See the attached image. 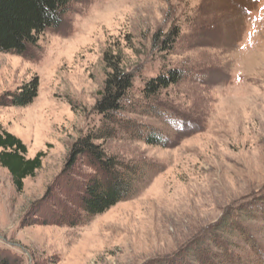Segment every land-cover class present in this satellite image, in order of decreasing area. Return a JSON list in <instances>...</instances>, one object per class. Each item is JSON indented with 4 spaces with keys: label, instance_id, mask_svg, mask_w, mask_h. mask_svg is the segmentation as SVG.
<instances>
[{
    "label": "rangeland",
    "instance_id": "1",
    "mask_svg": "<svg viewBox=\"0 0 264 264\" xmlns=\"http://www.w3.org/2000/svg\"><path fill=\"white\" fill-rule=\"evenodd\" d=\"M118 61L133 78L131 100L164 109L184 128L123 113L169 141L148 145L117 127L94 142L143 173L129 200L87 217L78 194L95 171L82 156L68 163L74 146L101 129L96 106L107 65ZM168 70L187 76L144 100V85ZM31 80L29 105L0 106V132L19 139L27 159L43 154L20 193L0 167V250L11 264H216L230 254L257 264L256 252L264 254V0H74L61 25L23 55L0 53V97Z\"/></svg>",
    "mask_w": 264,
    "mask_h": 264
},
{
    "label": "trees",
    "instance_id": "2",
    "mask_svg": "<svg viewBox=\"0 0 264 264\" xmlns=\"http://www.w3.org/2000/svg\"><path fill=\"white\" fill-rule=\"evenodd\" d=\"M74 0H0V53L23 55L29 47L37 42V36L43 32L58 28L67 7ZM165 48V47H164ZM106 61V59H105ZM107 64L109 63L107 59ZM121 61L107 65L111 70L105 82L104 93L97 102V113L103 118L101 129L94 135L81 140L71 151L68 166L72 167L79 156L94 169V177L90 178L78 194V206L87 217L101 215L119 202L129 200L134 195V187L142 178L143 169L136 165L125 164L115 157L107 156L96 141L104 140L112 135L115 128L143 141L148 145L165 146L169 138L157 129L142 127L133 120L122 117L123 113L138 112L142 115H152L157 122L171 128L172 131L183 130L179 120L176 123L166 112L151 104L143 106L131 100L132 76L120 66ZM187 76L180 71L168 70L150 79L141 93L144 100H150L161 89L177 83ZM37 83L31 80L14 92L5 93L0 97L2 107H25L36 97ZM158 109V110H157ZM184 124V123H183ZM26 146L15 136L0 132V167L7 170L17 193L23 189V181L35 176L41 168L42 153L33 159L26 158ZM72 220V221H70ZM70 226L75 225L74 219H69ZM232 230L236 222L230 223ZM239 236L245 244L255 250L246 233ZM234 247V245H231ZM228 254L227 248L223 249ZM224 253V254H225ZM257 264H264V254L256 252ZM3 250H0V264H11ZM199 262V261H198ZM201 264H208L201 261ZM216 264H248L241 262L239 257L224 255Z\"/></svg>",
    "mask_w": 264,
    "mask_h": 264
}]
</instances>
